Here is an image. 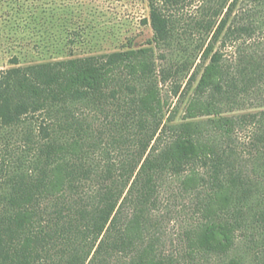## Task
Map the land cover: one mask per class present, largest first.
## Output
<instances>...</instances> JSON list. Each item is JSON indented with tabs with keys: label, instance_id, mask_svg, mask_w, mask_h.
I'll list each match as a JSON object with an SVG mask.
<instances>
[{
	"label": "trees",
	"instance_id": "trees-1",
	"mask_svg": "<svg viewBox=\"0 0 264 264\" xmlns=\"http://www.w3.org/2000/svg\"><path fill=\"white\" fill-rule=\"evenodd\" d=\"M147 1L154 40L157 45L168 43L159 0ZM80 5L77 13L64 10L61 32L65 39L58 59L22 65L20 58L14 57L11 61L14 67L0 71V120L16 124L24 121V116L45 112L51 115L57 128L38 143L29 160L30 169L18 168L6 183L9 192L0 194V264H94L105 251L133 250L141 238L144 209L155 206L162 180L199 161L211 163L209 183L214 192L198 203V210L208 222L196 231L190 249L194 256L207 261L250 264L244 257L231 254L238 235L251 230L252 242L264 247V212L255 214L252 220L249 218L251 206L256 202L259 206L264 200H260L252 178L240 169L239 153L232 138L235 121L225 114L242 106L245 97L264 84V70L257 75V67L252 65L242 67L239 75L236 73L238 77L233 75L217 44L225 38L231 41L253 38L263 30L264 0H232L214 12L215 18H221L219 22L199 23L198 26L206 28L209 43L198 50L181 44L177 51L181 64L163 76L167 80L190 73L195 66L191 60H201L194 72L197 75L201 70L196 95L187 103L183 121L166 126L152 104L160 91L150 88L138 111L150 117L140 123L143 140L138 159L122 163L119 169L114 163L93 160L96 147L91 139L95 130L82 115L109 104L114 95L105 90L117 84L126 69L134 80L150 79L155 71L154 49L130 47L112 53H86L83 45L89 44L94 27L86 22L85 5ZM13 9L17 16L33 10L20 3ZM236 11L239 15L232 22ZM29 17L38 21L33 13ZM173 120L174 117L169 118L170 122ZM120 127L119 131H123V126ZM167 129L176 137L162 148L151 147L152 142L161 139L158 134ZM210 131L217 135L206 136ZM253 131L256 157L261 161L254 171L257 179L264 174V114ZM96 177L105 178L107 185L89 218L96 251L87 259L77 253L69 236L51 234L49 227L55 217L58 222L75 226L85 219V213L89 212L86 198L72 194ZM204 183L203 178L190 174L183 179L182 189L199 192ZM128 210H132L131 215L125 218ZM46 217L49 219L45 220ZM48 248L63 254L42 261L41 254L49 252ZM253 264H264V249Z\"/></svg>",
	"mask_w": 264,
	"mask_h": 264
},
{
	"label": "rangeland",
	"instance_id": "rangeland-1",
	"mask_svg": "<svg viewBox=\"0 0 264 264\" xmlns=\"http://www.w3.org/2000/svg\"><path fill=\"white\" fill-rule=\"evenodd\" d=\"M231 1L159 0L160 14L165 21L162 28L168 43L157 45L147 0H0V71L12 69L14 66L11 61L14 57H19L22 65L58 59L65 39L61 32L64 10L77 13L81 10L80 4L85 5L86 22L94 27L89 36V44L83 45L86 53H112L125 51L130 47L154 49L155 71L150 79L134 80L126 69L116 81L117 84L105 90L108 95H114L109 104L101 110L82 115L85 122L95 130L91 139V143L96 147L93 160L101 164L114 163L119 169L122 163L138 159L143 140L140 123L148 116L138 111L141 99L150 88L160 91L159 98L152 104L157 114L161 115L163 123L170 126L183 121L187 103L196 95L201 70L197 75L194 72L201 60H191V63L195 61V66L190 73L185 72L167 80H163V76L165 72L175 71L177 65L181 64L180 58L177 57L181 44L188 49L198 50L200 46L209 43L211 38L208 37L206 28L198 26L199 23L205 24L210 20L219 22L221 18H215L214 12L222 10ZM19 3L23 4L25 9L32 8V13L35 17L38 16V21L30 19V12L17 16L13 7ZM236 15H239L237 11L232 22ZM39 19H42L41 22ZM122 46L125 47L121 48ZM217 48L224 54L233 75H239L242 67L249 68L252 65L257 67V75L264 70V28L253 38L235 41L222 39ZM228 113L225 116L234 118L235 121L232 138L239 153L240 169L252 178L262 201L264 174H259L257 179L254 175L258 162L261 161L256 157L253 126L264 114V84L251 91L242 106ZM172 117L174 120L170 122L169 118ZM120 126H123V131H119L122 129ZM56 130L53 118L45 112L24 116V121L16 124H5L0 120V194L9 192L6 183L18 168L24 171L30 169L29 160L36 152L38 143ZM160 135L161 139L158 143L152 142L151 147L162 148L176 137L169 129L158 134L157 138ZM215 135L217 134L213 131L206 134L210 137ZM190 174L204 179L205 186L201 191L186 192L182 189L183 179ZM211 175L210 161H199L182 169L178 174L167 175L156 195L155 206L144 209L142 234L137 246L130 251H105L94 264L157 261H166L168 264H222L217 260L207 261L203 257L194 256L189 246L196 231L208 222L198 210V203L214 192L212 184L209 183ZM106 181L103 177H96L93 181L80 185L77 193L72 194L86 198L89 211L78 226L58 222L56 215H53L55 220L49 227L51 234L58 237L69 236L73 247L83 258L88 259L90 256L91 259L96 251L89 218L97 207L99 197L107 185ZM256 203L251 206V220L255 214L264 212V203L259 206ZM131 211L128 210L124 217L129 218ZM47 219L49 218L46 217L45 220ZM251 231L238 235L236 248L231 256L244 257L253 264L256 255L261 254L264 247L252 242ZM258 236L255 234L257 239ZM47 250L49 252L41 254L42 261L63 254H59L58 249Z\"/></svg>",
	"mask_w": 264,
	"mask_h": 264
}]
</instances>
